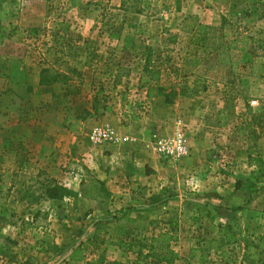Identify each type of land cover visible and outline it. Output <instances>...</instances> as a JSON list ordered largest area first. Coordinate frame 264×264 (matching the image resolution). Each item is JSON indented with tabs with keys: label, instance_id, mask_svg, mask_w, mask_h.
I'll return each mask as SVG.
<instances>
[{
	"label": "rangeland",
	"instance_id": "1",
	"mask_svg": "<svg viewBox=\"0 0 264 264\" xmlns=\"http://www.w3.org/2000/svg\"><path fill=\"white\" fill-rule=\"evenodd\" d=\"M198 24L208 26L204 34ZM1 26L7 32L0 43V264H63L80 243L89 250L104 248L111 264L113 258L134 259L129 245L147 243L162 229L177 236L172 247L182 254L173 264H190V249L203 239L221 243L204 264H240L239 246H226L217 225L222 219L221 225L231 224L237 232L263 229L264 55L234 51L233 75L205 62L222 42L264 37V0H0ZM195 56L203 59L197 67L191 65ZM44 67L65 76L39 85ZM10 68L18 70L14 85ZM154 70H159L156 81L150 79ZM195 83L198 90L187 97L186 87ZM149 85L164 86L166 93L174 88L173 103L154 89L147 98ZM83 110L89 114L77 131L63 126L67 113ZM203 116L224 135L205 149L218 164L208 162L202 169L224 181V191L213 195L219 212L207 208L213 201L208 195L206 200L190 187L184 201H164L173 184L164 178L156 201L137 188L132 194L138 197L129 195L126 182L118 179L113 191L106 187L107 194L79 197L83 180L99 179L106 186L113 173L107 144L118 132L131 125L133 133L147 132L136 141L145 142L171 173L170 164L179 166L191 155V123ZM103 129L112 130L114 139L96 141L94 133ZM176 130L185 133L188 155L160 158L152 139ZM54 184L75 195L48 198L45 190ZM129 206L133 229L127 218H114ZM185 212L198 216L184 222ZM155 218L157 228L151 229ZM98 225L104 229L95 241Z\"/></svg>",
	"mask_w": 264,
	"mask_h": 264
},
{
	"label": "trees",
	"instance_id": "2",
	"mask_svg": "<svg viewBox=\"0 0 264 264\" xmlns=\"http://www.w3.org/2000/svg\"><path fill=\"white\" fill-rule=\"evenodd\" d=\"M199 29H204L205 33L208 26L198 24ZM0 43L6 39L7 29L4 26L0 27ZM251 43V44H250ZM234 51L237 53L247 52L256 54L258 51L260 55H264V37L252 39L249 36L243 35L240 38L236 37L229 41L220 43L214 49L206 54L209 56L207 59V66L227 68L230 75H233L237 71V61L233 60L232 54ZM203 59H199L197 56L191 61L193 67H197L201 64ZM256 68H251L250 73L253 74L259 66V61H256ZM64 77L65 74L59 72L50 71L47 67L41 68L39 71L38 83L39 85H49L56 81L57 77ZM151 80L159 79V70H154L150 76ZM198 84L186 87V96L192 97L193 93L198 90ZM153 89L157 90L163 96L164 102L172 104L174 97L177 95V91L174 88H170L169 92H165L164 86L149 85L147 87V98L153 97ZM89 114L88 110L72 115L67 113L63 119V126L70 131H77L80 121L84 120ZM253 158L249 157V161ZM47 197L50 199H62L65 196L75 195L68 188L54 184L48 186L45 190ZM108 190L104 185V182L99 179H91L88 181H81L79 197L82 199H96L100 194H107ZM76 199H74V204ZM131 207L122 208L119 210L120 215L114 216L115 219L121 220L127 218V224L134 221V218L129 216ZM104 229V226L98 225L94 232V240L96 241L98 232ZM217 233L223 238L226 246L238 245L240 253V264H264V220L263 229L261 232H253L245 230L244 232L235 231L231 224L217 225ZM177 241V236L169 230H161L158 234L152 235L147 243L140 241H133L129 245V250L135 254L134 259L126 260H114L111 264H149L150 261H154L155 264H173L175 261L181 258L180 254L172 247V243ZM103 243L110 244L107 240H103ZM121 240L116 241V245H120ZM221 247L219 239H203L202 245L199 243L197 246L192 247L189 251L188 258L190 264H204L208 260L209 253L212 250ZM28 264V263H25ZM63 264H107V254L104 248L89 250L81 243L72 246L69 254L64 259Z\"/></svg>",
	"mask_w": 264,
	"mask_h": 264
},
{
	"label": "crops",
	"instance_id": "3",
	"mask_svg": "<svg viewBox=\"0 0 264 264\" xmlns=\"http://www.w3.org/2000/svg\"><path fill=\"white\" fill-rule=\"evenodd\" d=\"M14 72H18V70L14 68L9 69V73L11 76L10 85L12 84L14 85V83H12L14 82V77L16 76L14 75ZM24 74L25 72L23 71L20 75L17 76L21 77ZM222 113L223 111H221V114ZM191 124L194 125L191 126L192 127L191 133L193 134V136L190 138L191 155L183 159V161L180 162L179 166L176 163L170 164V168L173 169L171 173L164 172L163 168L160 167L158 157L155 156L152 153V151H150L146 147L145 142L136 141V139L137 138L139 139L142 135L143 137H145L147 135V132L142 131L141 133L139 132L133 133L131 132V129L135 127L133 125H131L130 127L128 126L130 130H128L127 132H125L126 130L125 131L122 130V133L118 132L117 140L113 143L107 144V148L110 151L108 155V160H110L111 165L113 167L112 168L113 173L110 174V176L108 177V181L105 182L106 187L109 190L113 191V189H115L113 187L117 186L115 184V180L118 179L120 183L126 182L127 186L125 187V189L128 190L129 195L131 194V196L133 197H138L137 195L132 194L133 190L137 188V191L141 192L140 194L141 196L143 195L144 197H146V199L151 198L150 196H153L151 198L152 199L151 201H156V199L158 198L157 197L158 195L156 194L158 193L159 187H162L161 185L164 184H161L160 186L158 185L161 183L160 181L161 178H164L166 179L167 182L173 183L170 184L172 190H169V197H167L168 195L165 196L166 198H164V201L169 200L170 198H174V200L180 198L181 202L184 201V198L188 195L185 189L190 187L191 189H197V191H200L199 194L202 195V197L205 198L206 200H207L206 197L208 195V197L213 201L207 205V208H209L212 213H215L217 210L219 212L220 209L215 208V204L217 202L214 199L213 195H216L217 193L224 191V181L222 182L221 181L222 179L216 177V175L212 177L210 175L208 176L202 169L205 167L206 163L208 162L213 161L217 163L216 158L213 157L212 155L209 156L208 151L205 150L209 145L208 142L210 140L213 141L214 139H216V141H222L224 135H222L220 131L218 132L216 130L218 128L210 124L208 122V119H206L205 121L204 116L203 119L196 120ZM137 130L140 129L137 128ZM218 134H221L220 137L217 136ZM122 136H127L129 140L126 142L125 141L122 142L123 141ZM144 140L145 139H143V141ZM123 157H125V160H123ZM146 167L151 168L153 170V173L147 174L145 172ZM117 169H120V171L118 172ZM137 185H140L139 188L137 187ZM149 191L152 192L149 193ZM131 199L133 201L132 203L134 202L138 203L141 200L144 201L143 198H141L139 201L136 198H131ZM183 206L185 207V205ZM211 208H213L215 212ZM195 209L196 208H194V210ZM119 210H117V212ZM189 216H191L194 219L195 216L198 215L197 212L195 213L189 212L186 217V212H185L183 215L184 217L183 221L185 222L186 218L188 220ZM130 217L134 218L133 216ZM135 221L136 220L134 218V221L128 224L129 226L128 228L133 229L132 224H134ZM150 221L151 223L149 224L153 225L151 226V229L152 227L157 228L156 227L158 224L157 218H155V220H150ZM218 221L221 224L225 222L222 219H219ZM189 223L190 221L188 222V224ZM177 252L180 254L179 251ZM116 259L120 260L119 258H113L111 260L113 262Z\"/></svg>",
	"mask_w": 264,
	"mask_h": 264
},
{
	"label": "built area",
	"instance_id": "4",
	"mask_svg": "<svg viewBox=\"0 0 264 264\" xmlns=\"http://www.w3.org/2000/svg\"><path fill=\"white\" fill-rule=\"evenodd\" d=\"M96 141L107 143L114 139L112 130L103 129L94 133ZM154 152L165 159H181L188 155V146L185 133L182 130H176L171 136L154 137L151 141Z\"/></svg>",
	"mask_w": 264,
	"mask_h": 264
}]
</instances>
